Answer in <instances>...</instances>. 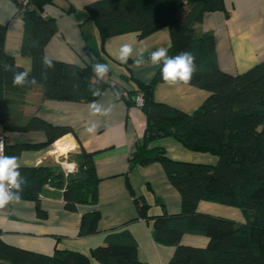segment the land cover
<instances>
[{
    "label": "trees",
    "instance_id": "16d2710c",
    "mask_svg": "<svg viewBox=\"0 0 264 264\" xmlns=\"http://www.w3.org/2000/svg\"><path fill=\"white\" fill-rule=\"evenodd\" d=\"M53 0H21L18 15L24 23L21 55L31 60L27 72L5 51L6 27L0 25V127L2 131H41L47 137L43 144H15L5 148V155L17 158L24 151L41 150L74 130L54 126L38 116L20 123L15 117V99L22 100L27 90L40 91L43 100L91 103L108 87L96 79L91 66L51 60L46 68L45 48L57 31L52 18L43 17L45 6ZM85 11L99 31L101 47L111 37L138 33L147 37L163 28L170 32L168 55L191 52L196 72L187 85L206 90L210 95L192 113L156 102L153 91L161 78V67L149 84L140 86L144 93L141 108L146 117V129L136 150L129 157V169L162 165L170 184L181 196V212H165L151 216L143 198L135 199L138 218L152 223L155 242L174 247L168 264H264V60L248 71L231 75L223 72L217 62L216 41L210 32H198L196 26L207 13H229L224 0H97ZM27 72L36 84L14 85L13 76ZM184 84V83H183ZM118 91V90H117ZM97 92V95L93 93ZM139 92L128 93V105H135ZM2 133V132H1ZM171 137L184 148L209 153L218 158L215 165L175 161L163 148H149L159 138ZM78 172L87 180L66 178L60 165L20 167L26 177L21 199L37 203L45 187L64 191L65 207L74 211L79 203H98V182L94 154L82 149L71 156ZM15 191V189H13ZM212 202L240 209L245 223L200 213V202ZM164 208L163 204H160ZM41 212V211H40ZM99 211L85 213L81 218L80 235L98 231ZM134 221V220H133ZM0 231V235H1ZM186 234L208 239L205 247L182 243ZM147 264L138 257V244L128 229L110 232L105 244L89 254L56 249L53 254H41L6 244L0 238V264Z\"/></svg>",
    "mask_w": 264,
    "mask_h": 264
},
{
    "label": "crops",
    "instance_id": "0c3cea01",
    "mask_svg": "<svg viewBox=\"0 0 264 264\" xmlns=\"http://www.w3.org/2000/svg\"><path fill=\"white\" fill-rule=\"evenodd\" d=\"M20 1L0 0V25L7 30L5 51L15 58L18 66L30 72L31 60L21 55L24 23L18 15ZM95 1L53 0L52 4L45 6L43 17L54 19L57 26L55 35L45 48V56L80 68L108 65V74L100 79L108 87L95 100L110 108L108 115H92L88 107L90 103L43 100L36 89L27 90L21 101L15 99L14 103L19 106L14 114L20 123L38 116L54 126L74 130L73 134L65 135L50 147L24 151L17 162L20 167L53 166L65 158L74 162L71 156L82 149L94 154L95 172L99 179L98 203L82 202L76 210L70 211L65 207L62 189L45 187L38 203L41 212L35 201L23 199L0 208V238L8 245L46 255L53 254L56 249L89 254L93 248L105 244L110 232L126 228L137 241L138 257L142 262L168 264L174 247L154 241L152 223L137 219L135 199L145 200L151 216L163 212L176 215L181 212V196L168 181L160 163L129 169V157L143 138L147 122L141 108L128 105L129 97L125 98L121 92H139L141 84L152 81L159 66L152 65L150 55L158 48L170 47V32L163 28L144 38H139L138 33L122 34L107 39L101 47L99 31L85 11V7ZM224 1L229 17L224 12L207 13L196 30L214 35L219 68L225 73L239 75L264 60V0ZM124 43L131 44L134 50L144 49L139 66L135 64L138 58L135 55L127 63L117 59ZM94 76L99 79L95 72ZM209 95L206 90L183 83L175 86L159 83L153 91L156 102L189 114ZM92 124L96 125V131L90 134L86 128ZM0 134L4 136L6 146L47 142L45 133L41 131H2L0 127ZM54 145L56 149L53 150ZM156 147L163 148L166 156L175 161L207 165H215L218 161L209 153L184 148L171 137L155 139L149 144V148ZM63 148L66 151L59 152ZM217 205L202 201L198 211L239 223L247 221L240 209ZM213 209L223 215L210 213L209 210ZM96 210L101 216L98 231L81 236L82 216ZM207 242L206 237L193 234H186L182 239L183 244L196 247H205ZM92 264L98 263L93 261Z\"/></svg>",
    "mask_w": 264,
    "mask_h": 264
},
{
    "label": "clouds",
    "instance_id": "9594fccd",
    "mask_svg": "<svg viewBox=\"0 0 264 264\" xmlns=\"http://www.w3.org/2000/svg\"><path fill=\"white\" fill-rule=\"evenodd\" d=\"M144 49L134 50L133 46L128 43L121 45L117 59L122 63H127L129 58L134 55L138 58L135 64L139 66L142 63ZM150 61L154 66L162 65L161 78L170 86H175L180 83L187 84L193 74L196 72L195 57L191 52H180L175 56L168 55V49L158 48L150 55ZM46 68H52V61L45 58L43 61ZM93 70L99 79H103L109 72V67L106 64H94ZM13 83L17 86H25L27 84H36L35 77L29 79L27 72H17L13 76ZM97 95V92L93 93ZM89 111L92 115H108L110 108H105L103 105L92 102L89 104ZM88 133H95L96 125L92 124L86 128ZM5 142L0 138V208L5 207L10 202H19L23 186L27 184L26 177L21 175L19 171L20 165L17 162V157L14 155H5ZM15 189V191H13Z\"/></svg>",
    "mask_w": 264,
    "mask_h": 264
},
{
    "label": "built area",
    "instance_id": "2783aa9c",
    "mask_svg": "<svg viewBox=\"0 0 264 264\" xmlns=\"http://www.w3.org/2000/svg\"><path fill=\"white\" fill-rule=\"evenodd\" d=\"M121 95L124 96L125 98H128V93L127 92H121ZM135 105L137 107H142L144 104V93L139 92L137 96L134 98ZM0 138H3L5 142V138L2 134H0ZM5 148H6V142H5ZM4 154H5V149H4ZM59 165L61 167V170L63 171L64 175L66 178H69L72 174H75L78 172V166L75 162H70L68 159H64L59 162Z\"/></svg>",
    "mask_w": 264,
    "mask_h": 264
},
{
    "label": "water",
    "instance_id": "95a60500",
    "mask_svg": "<svg viewBox=\"0 0 264 264\" xmlns=\"http://www.w3.org/2000/svg\"><path fill=\"white\" fill-rule=\"evenodd\" d=\"M71 179L76 181V180H83V181H86L87 180V175L86 174H83V173H75V174H72L71 176Z\"/></svg>",
    "mask_w": 264,
    "mask_h": 264
},
{
    "label": "rangeland",
    "instance_id": "374dc122",
    "mask_svg": "<svg viewBox=\"0 0 264 264\" xmlns=\"http://www.w3.org/2000/svg\"><path fill=\"white\" fill-rule=\"evenodd\" d=\"M63 142H64V141H63ZM63 142H61L62 145H64ZM54 149H56V146H55V145H54V147H53V150H54ZM60 161H61V160H60ZM58 165H59V164H58ZM204 202H205V201H204ZM209 203H211V202H209ZM214 204H216V203H214ZM217 206H220V205L218 204ZM222 206H225V205H222ZM227 207H228V206H227ZM230 208H232V207H230ZM197 209H198V208H197ZM209 212H210V213H213V214L223 215L222 212H220V211H216V210H214V209H213V210H209Z\"/></svg>",
    "mask_w": 264,
    "mask_h": 264
},
{
    "label": "bare ground",
    "instance_id": "6f19581e",
    "mask_svg": "<svg viewBox=\"0 0 264 264\" xmlns=\"http://www.w3.org/2000/svg\"><path fill=\"white\" fill-rule=\"evenodd\" d=\"M66 148L61 149L59 152H65Z\"/></svg>",
    "mask_w": 264,
    "mask_h": 264
}]
</instances>
